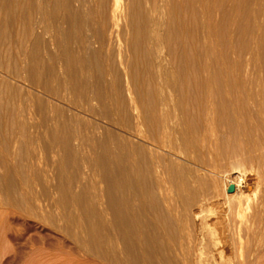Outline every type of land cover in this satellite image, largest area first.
Masks as SVG:
<instances>
[{
	"label": "bare ground",
	"instance_id": "obj_1",
	"mask_svg": "<svg viewBox=\"0 0 264 264\" xmlns=\"http://www.w3.org/2000/svg\"><path fill=\"white\" fill-rule=\"evenodd\" d=\"M14 1L6 0L8 5L4 3L3 8L8 6V10H11ZM241 1L18 0L23 38L20 39L22 46L15 43L12 48L17 47L19 50L20 61L12 71L8 69L7 74L9 78L25 83L28 88H24V95L18 101L19 106L14 107L12 113L23 123L25 116L30 115L33 104H36V108L45 113L42 125L50 130V134L54 136L58 129H64L67 136L71 137L70 140L75 142L73 154L82 157V162L84 160L80 175L84 176L93 167L90 162L92 156L91 159L86 156V149H92L97 161L106 159L105 163H99L104 172L107 169L105 164L109 162L107 159L122 163L121 175L126 178L131 175L133 178L132 184L127 186L131 197L122 196L118 201L119 220L122 221L124 216L129 219L125 232L130 230L128 234L131 240L139 247L143 216L150 221L149 228L156 217L177 222L176 228L181 234H178L179 240L170 247V252L181 264H230L234 261L232 256L233 260L229 259L231 248L241 250L242 240L245 239L242 237L255 229L259 214L253 209L248 218L239 217L242 211L250 207L261 178L260 167L264 165L256 131L250 127L252 120H255L252 114L249 116L250 105L247 108L248 102L253 101L251 90L245 88L242 80H230L227 77L228 69L227 76H222L224 73L218 74V68H224V65L223 68L219 67L225 62L222 53L232 47V34L241 25L240 21L237 23V18L235 21L233 16L225 15L222 7L227 5L235 11L242 4ZM145 8L147 11L143 14ZM14 17L18 18V15ZM238 30L237 36L243 32ZM140 36L143 37L140 39ZM6 42L8 40L4 44L0 42V63L8 53L10 44ZM244 42L243 49L248 47ZM25 43L31 44L29 46L33 51H27ZM140 43L145 45L144 54L149 56V62L147 57L142 59L147 60L152 69V86L162 90L148 96L142 95L140 90V87L148 83L139 84V87L137 76L134 77L137 74L136 67L141 65L138 61ZM200 45L204 49V58L198 53L202 47ZM239 49H242L241 45ZM144 65L142 70L146 68ZM141 68L139 72L138 68L136 71L144 74L140 72ZM117 70L119 72L116 73ZM118 73L121 80L115 75ZM115 78L120 80V88L115 84L118 80ZM9 80L0 73V110L7 104V93L4 92L11 86ZM29 88L37 93L31 92ZM102 90L110 92V97L104 98ZM118 94H122V98ZM8 95L11 96L10 92ZM15 95L19 96V91ZM117 97L122 99V102L119 99L121 103L117 102ZM51 100L64 103L67 107H55L56 104H52ZM111 103L115 106L114 111H127L130 115V130L118 134L116 139L108 129L84 118V115L104 117L105 108L110 107L108 105ZM114 118L115 115H112L108 122L116 120ZM57 137L53 138H61ZM96 147L101 150L98 151ZM143 148L148 160L145 164L149 162L144 167L150 176L146 185L142 184L141 159L138 161L141 157L137 156L140 152L142 155ZM221 160L225 161L227 167L223 172L217 170ZM179 166L184 169L180 174L177 173ZM108 175H105L103 181L112 188L113 180ZM241 175L244 178L243 184L240 183ZM176 178L180 180L178 183ZM143 185L144 189L141 188ZM151 199H154L153 203ZM235 217L239 218L235 221Z\"/></svg>",
	"mask_w": 264,
	"mask_h": 264
},
{
	"label": "rangeland",
	"instance_id": "obj_2",
	"mask_svg": "<svg viewBox=\"0 0 264 264\" xmlns=\"http://www.w3.org/2000/svg\"><path fill=\"white\" fill-rule=\"evenodd\" d=\"M14 2L16 4H13L14 8L12 7L11 10H8V6H4L3 8L6 0H0V7H2L0 10V16L3 19L0 21V33H3L0 36V40H2L0 42H3L4 44V42L8 40V43L6 42L5 44H10L8 47L9 49L7 48L8 53L6 52L8 56H4L0 63V73L5 78H7V80L10 79L8 84L11 85L8 87L9 90L7 88L4 92L5 94L7 93L6 99H11V101L9 100L10 102H8V100H6V107L3 105V110H0V264H181L178 260L172 257V251L170 252V247L175 244L177 240H179L177 239L180 237L178 234H181L180 231H177V222L167 220L165 217H156L154 218L155 221L151 222L153 223L151 224L152 227L149 228L148 223L150 221L146 216H143L141 224V242L139 247L137 243L135 244V242L131 240V236L128 234L130 230L128 229V231L125 232L127 228L126 225H129V219L127 216H124L122 221L119 220L117 214V211H119L118 201L119 197L122 196L131 197V191L127 189V186L132 184L133 178L131 175L127 176L128 178L121 175L120 167H122V163L118 164V162H115L114 160L111 161L110 159H107L109 162H106L105 165L108 166L109 164L110 167L106 166L107 169L104 172L102 167H100L102 165L99 163L101 162L102 164V161L105 163L106 159H101L99 162V159L98 161L97 159H94V152H92V149H86V156L88 158L92 156L93 161L91 160L90 162L92 164L91 166L93 167H91L92 169L88 171L89 174L87 172V174L84 176L80 175V171L83 169L82 166L85 164L84 160L82 162V157L80 158L79 155L76 156L73 154V146L75 142L70 140L71 137L67 136V133L64 132V129H58V132L55 133L57 135L54 134L53 136V134H50V130L45 129L42 125V123L44 124L45 113L43 110L36 108V104V106L33 104L31 107L29 111L30 115L28 114V117L25 116V123H22L19 117H15L16 115L12 113L11 110H13L14 107L19 106L18 101L20 100L22 94L24 95L25 89L28 88L25 83L13 80L9 78L7 74L9 71H12L14 67H16L15 65L19 63L18 61H20L18 52L19 50L17 47H12L15 46V43H18V45L20 44V46H22V40L20 39L23 38L22 27L19 22L20 11L18 8V0H15ZM241 3L242 4L237 7L235 11L231 10V8H229L227 5L222 7L225 15L233 16L235 21L237 18V23L240 21L239 23L241 25H239V30L241 29L240 32L242 30L243 32L240 33L241 35L237 36V29L232 34V47L234 46L233 48L234 50L236 49V51L233 52V48L228 47L226 49L227 51L224 49L227 52L226 54L223 50L224 53L222 54L225 56V62L219 67L224 65L225 69L223 67L222 68L225 71L223 72V70L218 68L220 72L218 74L221 75L224 73L222 76H225L226 70L228 69L231 77L228 72V76H226L229 77L230 80H242V82L244 81L243 84L245 88L251 90L253 101L248 102L247 108L249 109V107H251V113L249 110L248 113L250 117L253 115L252 119L255 118V120H252L253 123H251L250 127L256 131V140L258 141L257 145L260 149H262V159H264V107H262L264 106V65H262L264 64V40H262V38H264V0H242ZM5 8L7 9L5 10ZM144 11L143 14L146 13V8ZM17 15L18 18H15L14 16ZM82 33H84V30ZM198 35L200 34L198 33ZM142 37L140 36V39ZM236 38L238 41L235 40ZM243 41H245L244 43L246 46H248L244 47V49L242 46ZM235 43H237V46H235ZM25 45L26 48H28L27 51H30L29 49L33 51L29 46L31 44L25 43ZM239 45H241L242 49H239ZM144 46L145 45H142L141 43L139 45V53L140 51L141 53L138 55V61H140L139 63H141V65L137 61L136 65H139L135 69L137 74L134 72V77L136 78L137 76L136 80L138 85H145L148 83L145 85V87H143L144 85H141L143 88H141L139 85L140 90L142 89V95L148 96L153 92L158 93L162 90L157 86L154 89L152 86L151 77H153V74L150 72L152 71L151 67L149 68V56L147 53L144 54V52H146L144 51ZM201 46L202 45L199 47ZM202 48L203 46L201 49L199 48L198 53H200L199 56L201 58H204L202 55L204 53V49ZM245 51L248 52L245 54ZM241 54L243 55L241 56ZM237 55H239V58L236 57ZM226 56L229 57L226 59ZM247 56L249 57L247 58ZM145 57H147L148 62H146L147 60L143 61ZM240 57H243L242 61L244 63L241 61ZM4 61L7 62L5 63ZM144 62L148 64V67ZM238 62L242 63L240 64ZM5 64L7 65L4 67ZM234 64H236V66H233ZM142 65L146 66L147 69L144 67L142 70ZM238 67L241 68L239 69ZM137 68L138 72L139 68H141L140 72L143 71L142 73L144 74L138 73L136 71ZM2 70L4 71L2 72ZM117 72L119 71L117 70L116 73ZM148 72L152 75H150ZM5 74H7V76ZM145 74H147V76ZM115 75H117L120 80L122 79L119 77V73ZM115 75L114 77H116ZM138 77L141 78H139L141 81L138 80ZM118 78H115V80ZM119 79L117 80L119 82L117 83V81H115V84L120 88L121 82ZM247 81H251L252 83H248ZM253 83H255V85ZM15 86L17 88L19 87V90L17 88L14 90ZM118 87L117 89H119ZM29 89L31 92L37 93V91L34 89ZM148 89L152 90L149 91ZM11 90L15 92L13 93ZM22 90H24L23 93ZM143 90H145V92H143ZM16 91H19V96L15 95ZM8 92H10L11 96L8 95ZM102 92L101 95L104 98L107 99L108 96L110 97V92L107 93L105 90L103 93ZM12 93L14 95H12ZM119 95L122 98V94H118V96ZM12 96H14L15 99L14 97L12 98ZM120 97H117L118 103L122 102ZM119 99H121V102ZM51 102L54 105L56 104L55 107H58V105L59 107L63 108L67 107L66 104L56 100H51ZM248 105L250 106L248 107ZM108 106H110L108 107L110 111L108 108H105V112L107 114L104 113V117H99L96 115H84V118L88 119L89 122H97L103 128L108 129L116 139L119 137V135L128 133L130 130V115L127 111H124L127 113V115H124L125 113H122L123 111H114L116 109L113 103L109 104ZM112 107L114 109H112ZM34 109L36 110L34 111ZM257 110H261L259 111L260 113ZM54 112L56 113L55 110ZM116 113L118 116H116ZM55 115L56 114H54V116ZM109 115H115L116 120L108 122V120H111V116L109 118ZM123 122L126 123L124 124ZM120 124H122V127ZM13 131L14 133L12 134L11 132ZM57 136H61V138L59 137V140L54 139ZM64 138H68V141H65ZM11 139L13 144L10 143ZM110 144L113 146V143ZM96 148L98 151L101 150L100 147ZM141 151H143L142 155L141 152L139 155H137L138 157H141L138 159V161L141 159L139 162L141 170L140 175L144 181L142 184H147L149 183L150 176L148 175L149 173H146L147 169L145 168L149 162L145 164V162L148 161L145 157L147 156L145 155L147 154L145 148H143ZM142 158L145 161L143 160L144 162L141 164ZM124 163L128 164V162ZM218 167L217 170H220V172H223V170L227 169L224 160L220 161ZM84 168L86 169V167ZM262 168H264V165L260 167L261 178L258 182L256 192L250 202V207H248L249 209L247 208L246 210L242 211V215L239 216L242 218H248L252 210L256 209L259 214L255 222L256 224L254 225L255 229H252L248 233L250 237H247L249 236L248 234L242 237V239H245L242 240V246L244 247L241 246V250H239L237 247L231 248L233 252L230 250L231 252L229 254V259H231L230 261L234 259V261L230 262V264H264V258H262L264 257V169ZM183 170L184 169L179 166L177 173L180 174V172ZM105 175H108L112 178L111 180H113L114 184L112 188H109L107 184H105V180L103 181V179L106 178ZM242 176L243 175H241L240 180V183L242 182L241 184L244 182L242 181L244 180ZM177 180L178 183L180 180ZM145 185H143L141 188L144 189ZM153 200L154 199H151L150 202L153 203ZM101 216L102 219L100 221L99 219ZM232 216L234 215L232 214ZM239 217H235L234 220L236 221V219ZM257 220L259 221L257 222ZM162 222L164 223L162 224ZM123 227H125V229ZM151 233L152 235H150ZM163 233L165 234L162 235ZM107 241L110 245L107 243ZM163 247L164 249H162ZM259 255L261 256V259ZM238 258H240V260ZM242 258H244L245 263L243 262Z\"/></svg>",
	"mask_w": 264,
	"mask_h": 264
}]
</instances>
